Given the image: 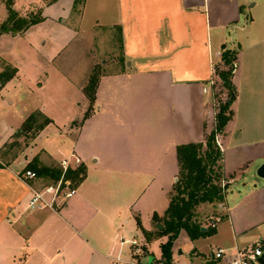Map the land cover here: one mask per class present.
Masks as SVG:
<instances>
[{"label": "crops", "instance_id": "1", "mask_svg": "<svg viewBox=\"0 0 264 264\" xmlns=\"http://www.w3.org/2000/svg\"><path fill=\"white\" fill-rule=\"evenodd\" d=\"M10 1L19 17L38 13L41 21L1 34L0 43L44 24L40 6L57 2L70 8L83 35L100 34L102 45L106 31L117 30L119 58L109 65L117 71L100 75L93 110L81 123L92 58L83 81L66 85L78 93L71 100L38 83L63 48L49 56L32 50L31 79L0 51V73L15 70L0 83V264H156L160 259L148 248L158 236L147 239L142 229L153 232V214L168 206L176 146L203 142L214 128L211 82L219 81L216 68L225 69L223 48L236 53L232 116L217 136L228 184L221 202L197 207L222 221L210 237L191 241L180 231L187 240L174 241L172 264H225L212 260L216 249L233 256L264 239V180L255 174L264 162V0H85L78 10L73 0ZM7 16L0 0V25ZM32 80L38 89L32 90ZM20 90L31 105L16 101ZM36 111L53 123L18 151L16 134ZM71 155L85 168L74 195L60 208L29 210L30 191L17 175L34 158L54 168Z\"/></svg>", "mask_w": 264, "mask_h": 264}, {"label": "trees", "instance_id": "2", "mask_svg": "<svg viewBox=\"0 0 264 264\" xmlns=\"http://www.w3.org/2000/svg\"><path fill=\"white\" fill-rule=\"evenodd\" d=\"M52 3L56 0H45ZM85 0H73V9L78 10L84 5ZM11 1L6 0L8 11L7 19L0 25V35L5 33H19L30 26L41 21L39 14L21 18L11 8ZM221 61L225 69L216 68V75L219 83L214 85V100L217 102L214 115V128L205 136L203 142L187 143L176 146V159L178 172L176 181L168 195V206L161 216L156 213L152 216L153 223L163 226L162 230L155 229L147 233L142 229L143 235L148 239L155 236H166L167 242L161 245V258L156 264H172V247L180 231H184L187 237L193 241L199 238L210 237L215 234L214 228H205L201 231L202 225L196 219V208L201 204H216L223 200L220 181L224 178L221 172L222 152L217 145V136L224 130L227 122L231 119L232 112L230 105L235 100V87L231 82L232 65H235V51L223 48ZM0 73V83L8 81L15 74V70L6 68ZM99 77L94 72L89 76L83 93L89 102V107L81 123L87 119L93 110L95 91ZM224 91L226 94H224ZM224 97L218 100V97ZM53 123L52 120L36 111L29 114L21 124L16 136L33 140L46 126ZM44 180L55 182L59 179L61 171L58 168L44 167L39 165L34 158L25 167ZM85 168L79 166L77 169L69 170L67 177L74 187H77L83 180ZM136 224L141 229V224L136 218ZM154 233V234H153ZM212 264V263H211Z\"/></svg>", "mask_w": 264, "mask_h": 264}, {"label": "rangeland", "instance_id": "3", "mask_svg": "<svg viewBox=\"0 0 264 264\" xmlns=\"http://www.w3.org/2000/svg\"><path fill=\"white\" fill-rule=\"evenodd\" d=\"M27 2L36 3V0H27ZM56 3L54 2L50 5H41L39 8L41 15L43 18L44 16L47 17V20L42 22L44 24H41L40 26H34V28L30 29L25 35L17 36L11 42H9L8 39L3 40L0 43V51L8 57L10 55L11 58L18 63V65H21L23 69H25L24 73L29 79H31L30 74L32 69L30 62H33L34 56L32 54V50L35 51L43 49L40 52L46 56H49L57 49L61 50L63 48L62 53L54 61L51 68L47 70V73L43 74L42 77L38 79V83L43 86L42 90L45 88L46 84H50L49 87H47V90L48 92L53 93L54 96L67 95L68 98L74 100L77 98L78 93L75 91V89H67L66 85L69 83L78 84L79 82H82L85 72L87 71V65L92 59L93 65L91 67L89 76L92 72H94L97 77H100L102 74L117 71V68H112L109 65L113 60H118L119 58L118 32L115 29L106 31L105 34H108V38L107 41L105 40L106 42L104 46L100 44L98 38V35L100 34H96L95 39L88 38V36H91L90 32L83 35L81 32H84L85 30L83 31L82 28L76 27L77 25L73 20V13H71L70 8L68 9L65 4L57 5ZM102 47L106 49L103 50ZM234 67L235 65H232V69H234ZM4 70L7 71V69ZM38 83L33 81L31 86L32 90H35L36 88L38 89L40 86ZM224 94H226L225 91ZM27 95V91L20 90L15 93V99L20 104H25L24 106L26 107L29 104L31 105L30 100L26 99ZM222 98L224 97L219 96L218 100H221ZM44 105L46 109H50L51 107L50 103ZM216 106L217 102H215V111ZM87 109H85L84 114L81 116V118H79V120L84 117ZM58 121L60 123V119H58ZM13 142L14 141H12V143L9 145L11 146L14 144ZM30 142L31 140H29L28 136L21 138L20 143L18 144V151L23 150V147L28 146ZM13 151L17 153V150ZM28 153L29 152H27L26 155H28ZM48 183H51V181H48ZM209 213V210L204 212V209H201L197 212L196 208V219L201 225H206V218L210 215ZM153 237L155 236L153 235ZM176 240L177 243L183 245L184 241L187 239L186 237H180L179 234ZM166 242V236H158L151 241L148 251H150L155 259L161 258V245L165 244ZM200 244L203 248V246L206 244V241H202ZM183 248L186 251L185 247Z\"/></svg>", "mask_w": 264, "mask_h": 264}, {"label": "built area", "instance_id": "4", "mask_svg": "<svg viewBox=\"0 0 264 264\" xmlns=\"http://www.w3.org/2000/svg\"><path fill=\"white\" fill-rule=\"evenodd\" d=\"M219 81H212L213 95L214 85ZM214 102H216L214 100ZM217 141V140H216ZM217 145L218 141H217ZM81 160L76 155H71V159H63L59 162L58 169L61 171L60 177L57 181L45 184L44 179L37 176V174L31 170L24 169L17 177L23 181L29 191L30 198L27 206L29 210L50 208H60L65 204L75 193L76 187L73 186L71 180L67 177L69 170L77 169L81 166ZM228 181L223 178L220 181L221 194L224 196L226 192ZM222 221V217L219 214H214L206 218V225H202L204 228H217V225ZM264 254V239L257 241L248 246L237 248L235 254L229 255L224 249H216L211 258L215 262H223L225 264H259L258 258Z\"/></svg>", "mask_w": 264, "mask_h": 264}, {"label": "water", "instance_id": "5", "mask_svg": "<svg viewBox=\"0 0 264 264\" xmlns=\"http://www.w3.org/2000/svg\"><path fill=\"white\" fill-rule=\"evenodd\" d=\"M256 176L262 180H264V162L258 167L257 171H256ZM176 181V180H175ZM155 228L157 230H162L163 226L159 223H156ZM201 231H205V228L202 227ZM179 254H181V251L178 252ZM258 263L259 264H264V254H262L261 257L258 258Z\"/></svg>", "mask_w": 264, "mask_h": 264}]
</instances>
